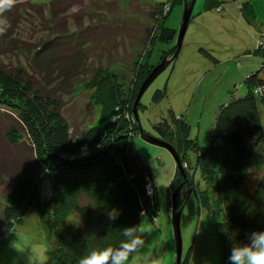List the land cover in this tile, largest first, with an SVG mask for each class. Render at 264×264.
Instances as JSON below:
<instances>
[{
	"label": "trees",
	"instance_id": "1",
	"mask_svg": "<svg viewBox=\"0 0 264 264\" xmlns=\"http://www.w3.org/2000/svg\"><path fill=\"white\" fill-rule=\"evenodd\" d=\"M222 1L205 0L204 9L219 8ZM243 1L241 8L250 6ZM25 2L4 14L8 29L18 23L22 12L34 11L48 36L39 44L22 40L10 44L7 31L0 35L1 53L26 49L30 54L27 65L0 58V152L12 157L0 165V238L22 222L27 209L34 208L54 264H78L87 250L118 247L125 239L122 229L139 225L141 214L155 219L156 186L132 141L139 133L133 115L132 128L123 131L131 121L123 112L74 131L63 113L62 94L73 92L78 78L85 79L87 88L100 90L102 81L110 79L105 86L115 101L121 81H130L122 101L124 106L131 103L148 70L172 47L163 45L170 42L174 30L160 23L161 12L169 5L146 6L152 24L142 30L141 42H145L137 56L150 55L156 48L159 62L146 69L141 64L128 75L124 68L103 64L113 61L116 39L132 17L119 21L114 15L122 10L117 0ZM261 45L256 51L264 54ZM176 49L173 46L171 54ZM199 50L214 59L204 48ZM243 84V94L230 93L219 105L206 145L189 138V124L171 109L167 119L153 126L159 135L155 137L171 144L191 167L189 172L176 170L172 180V192L186 188L181 200L178 194L176 207L181 210L190 192H196L198 210L210 214L220 237L221 264H229L233 242H248L251 232L264 230V77L259 70L250 71ZM163 95L157 89L154 100ZM119 109L120 105L115 112ZM188 150H193V159ZM43 182L50 184L48 194L42 192ZM113 210L118 212L114 221L108 218ZM70 214L79 219L75 228L67 222ZM193 242L182 253L180 264L190 263Z\"/></svg>",
	"mask_w": 264,
	"mask_h": 264
},
{
	"label": "rangeland",
	"instance_id": "2",
	"mask_svg": "<svg viewBox=\"0 0 264 264\" xmlns=\"http://www.w3.org/2000/svg\"><path fill=\"white\" fill-rule=\"evenodd\" d=\"M23 1L47 3L50 0H16L15 4ZM248 1L250 6L241 8L240 3H243V0H223L219 8L205 10V0H195L176 58H173L151 82L138 103L137 114L144 133L159 136L153 126L158 121L167 119L171 109L189 124V138L195 139L200 145H206L219 105L227 101L230 93L240 95L245 92L243 80L250 71L259 70L260 75L264 77V54L261 49L259 52L256 51L260 44L264 47V0ZM117 2L119 9L122 10L121 13L114 15L118 16L119 21L132 17L130 20L126 19V28L119 34L122 37L116 39L113 61L106 60L103 64L112 63L111 69L124 68L128 71L127 74L131 75L132 69L140 68L141 64L146 69L151 63L159 62L157 57L159 52L156 48L150 55L137 57L145 42V40L141 42L142 30L144 26L152 24L146 6L168 2L169 6H163L160 20V23L164 22L167 27L174 30L170 42L168 40V43L165 42L166 44L163 45L164 49H168L176 46L184 7L190 0L187 2L185 0H117ZM73 11L74 9L69 10L68 13ZM45 17L48 15L46 14ZM96 19L98 20V17ZM46 35L47 31L40 21L39 13L34 11L22 12L18 23L12 30L11 28L7 30L10 44L17 40L39 44ZM0 46H3V42ZM199 47L211 53L215 60L205 56ZM170 49L161 53L162 58H170L175 54L176 50L171 54ZM3 50L0 48V58L7 63L26 64V58L30 55L26 49L14 53L7 51L1 53ZM153 67L154 65L148 72H151ZM82 78L75 81L76 88L73 92L62 94L63 113L73 130H81L101 120H108L114 113L119 115L121 112L126 113L127 118L131 119L128 124V119L125 120L127 126L122 131L132 128L134 117H132V109L138 90L135 91L131 103L124 106L122 101V97L130 91V81H121L118 90L119 99L113 101L105 86L110 83V79L102 81L100 90L94 87L87 88L85 79ZM157 89L164 93L158 102L154 100ZM119 105L120 109L115 112V108ZM132 141L141 159L149 167L156 186L155 219L145 214L140 215V224L150 230V234H144L145 246L142 252L159 257L163 264H174L176 244L171 222L170 197L173 193L172 180L178 170L175 158L168 148L143 139L140 130L133 135ZM187 153L191 159L194 158L193 150H188ZM179 159L182 170L189 172L191 167L189 168L180 156ZM9 160L12 161V157L5 158V154L0 152V165L8 163ZM1 169L2 167L0 171ZM199 187L200 189L204 187L201 181ZM42 192L47 194L50 192L49 182L42 183ZM179 193L181 200L186 188L182 187ZM0 200H3L1 189ZM197 205L196 192L193 190L187 196L180 214L182 253L184 255L194 241L189 264H221L223 247L215 224L210 214L206 210L199 211ZM67 222L75 228L79 219L75 214H70ZM131 261L132 257L130 264ZM0 264H54L34 208L27 209L23 214L22 222L15 225L14 230L9 234L0 238Z\"/></svg>",
	"mask_w": 264,
	"mask_h": 264
},
{
	"label": "clouds",
	"instance_id": "3",
	"mask_svg": "<svg viewBox=\"0 0 264 264\" xmlns=\"http://www.w3.org/2000/svg\"><path fill=\"white\" fill-rule=\"evenodd\" d=\"M16 0H0V35L10 26L4 14ZM110 220L118 218L115 210L108 213ZM150 230L142 224L126 226L122 229L125 237L118 247L111 245L87 250L78 260V264H163V261L150 253L142 252L145 246L144 234ZM229 264H264V230L249 234L248 242L235 241L229 255Z\"/></svg>",
	"mask_w": 264,
	"mask_h": 264
},
{
	"label": "water",
	"instance_id": "4",
	"mask_svg": "<svg viewBox=\"0 0 264 264\" xmlns=\"http://www.w3.org/2000/svg\"><path fill=\"white\" fill-rule=\"evenodd\" d=\"M194 2H195V0H190V2L188 4H185L182 19H181L180 28L178 30L177 42H176L177 49H176L175 54H173V56H171L170 58L165 57L160 63H158L156 66H154V68L152 69L151 72H149V74L146 76V78L143 80V82L140 85V88H139L137 96L134 100L133 109H132L133 116H134V118L138 124L142 138L145 139L146 141L150 142V143L155 144V145H159V146H163L165 148H168L170 150V152L172 153V155L174 156L176 164H177V168L180 172H183V170L181 168L180 159H179V156L176 153L175 149L172 147V145L161 140V139H159V138H157V137H155V136L144 133L142 131L140 124H139V119H138V114H137V106H138V103L140 101L141 96L143 95V93L147 89V87L157 77V75L160 72H162L168 66L170 61L177 56V53L179 52L184 34L186 32V29H187V26L189 23V19H190L191 14H192ZM179 190H180V187H177L171 195V205H172L171 222H172L173 234H174L175 244H176V258H175L174 264H180L182 261V238H181V231H180L181 210L177 209V207H176V205H177L176 199H177V196L179 194Z\"/></svg>",
	"mask_w": 264,
	"mask_h": 264
}]
</instances>
